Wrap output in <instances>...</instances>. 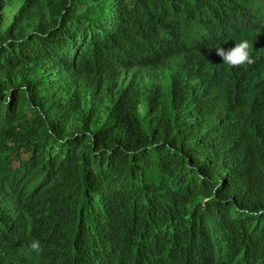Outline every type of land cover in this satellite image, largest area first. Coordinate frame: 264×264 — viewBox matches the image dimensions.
<instances>
[{
	"label": "trees",
	"instance_id": "trees-1",
	"mask_svg": "<svg viewBox=\"0 0 264 264\" xmlns=\"http://www.w3.org/2000/svg\"><path fill=\"white\" fill-rule=\"evenodd\" d=\"M241 40L254 63L224 64ZM0 264H264V0H24L0 24Z\"/></svg>",
	"mask_w": 264,
	"mask_h": 264
},
{
	"label": "clouds",
	"instance_id": "clouds-1",
	"mask_svg": "<svg viewBox=\"0 0 264 264\" xmlns=\"http://www.w3.org/2000/svg\"><path fill=\"white\" fill-rule=\"evenodd\" d=\"M249 49L250 44L248 40H241L239 43H235L233 47L226 51L221 47H217L216 53L223 59L224 64L230 67H240L245 64L251 65L254 63ZM29 248L36 254H40L43 251V248L38 240L32 241Z\"/></svg>",
	"mask_w": 264,
	"mask_h": 264
},
{
	"label": "rangeland",
	"instance_id": "rangeland-1",
	"mask_svg": "<svg viewBox=\"0 0 264 264\" xmlns=\"http://www.w3.org/2000/svg\"><path fill=\"white\" fill-rule=\"evenodd\" d=\"M24 0H0V24L7 25L12 16L20 9ZM132 70H120L113 78L112 84L114 87H118L121 84H125L126 82L131 80ZM155 74V72H152ZM156 75V74H155ZM139 83L134 81V84L142 87V85H152L151 79L145 74H138ZM157 81H160L157 79Z\"/></svg>",
	"mask_w": 264,
	"mask_h": 264
}]
</instances>
